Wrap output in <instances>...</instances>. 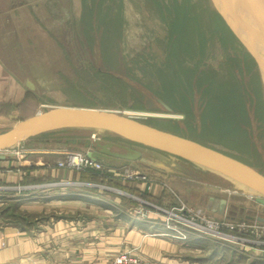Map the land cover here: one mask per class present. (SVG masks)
Returning a JSON list of instances; mask_svg holds the SVG:
<instances>
[{"label": "rangeland", "instance_id": "1", "mask_svg": "<svg viewBox=\"0 0 264 264\" xmlns=\"http://www.w3.org/2000/svg\"><path fill=\"white\" fill-rule=\"evenodd\" d=\"M48 1L42 0V4L34 10H30L33 5L20 6L22 9L12 13L10 35L5 41V54L9 52L10 64L14 65L17 73L26 74L24 81L27 77L34 83L35 90L30 93L34 92V96L28 98V109L32 108V113L58 105H74L127 112L143 110L166 115L170 112L165 109L163 101L173 108L171 113L179 114L180 118L142 116L141 120L213 146L264 174V87L261 77L257 67L248 71L244 49L239 43L227 41L221 29L217 28L211 0H188L189 16L192 17H186L182 12L181 4H185L186 0H122V15L118 13L119 1L116 0V11L113 6L106 14L92 15L90 22L83 21L92 34L90 52L86 51L89 49L86 46V52L78 50L81 43L75 35L81 32L73 27L74 16L66 7L63 9L62 5ZM176 2L180 3L179 8H176ZM77 19L81 24L79 16ZM182 23L185 27L187 25V30L177 34L176 30ZM14 60H19L25 71ZM236 88L244 94L248 122H242L234 131V124L228 128L215 127L209 115L208 98L215 102V97L221 98V95ZM12 125L10 123L8 127ZM7 128L0 127V131ZM94 133L102 141L126 143L141 149L144 159L133 161L131 169L118 170L123 179L106 176L102 181L93 172L72 170L80 177L27 189L19 184L15 187L0 184V191L4 192L0 196V209L11 207L4 213L2 221L18 223L24 229L33 231L60 217H72L82 224L83 218L86 221L89 216L83 212V201L100 202L113 209L131 207L129 212L133 215L139 214L141 209L156 211L150 204L172 207H165L152 196H143L141 189L128 185L129 181L137 182L134 183L137 185L142 180L148 181L149 190L156 182H167L176 193L174 200L181 199L188 207L202 210L218 221L247 219L244 217L246 210L264 213V206L253 200L251 189L232 181L235 187L230 190L226 188L228 181L223 175L205 174L194 169L184 171L181 169L184 161L175 160L164 152L134 145L106 130H50L19 142L5 152L16 156L14 161L18 167L43 155L44 151H54L48 156L50 161L64 162L69 151L86 153L84 146L67 142L68 138L87 137ZM32 183L33 180L28 181V184ZM220 189H227L230 193ZM199 191L204 194V199L211 194L227 196L231 204L238 205L236 213L239 212V216H211L209 208V212L205 209V200L201 201ZM121 194H126V197ZM13 205L17 206L14 212L21 218L11 215ZM241 207L243 209L239 210ZM225 231L230 232L229 229ZM125 251L131 250H121L116 254ZM241 264H247L246 259Z\"/></svg>", "mask_w": 264, "mask_h": 264}, {"label": "crops", "instance_id": "2", "mask_svg": "<svg viewBox=\"0 0 264 264\" xmlns=\"http://www.w3.org/2000/svg\"><path fill=\"white\" fill-rule=\"evenodd\" d=\"M118 1V13L122 15L123 3L122 0ZM47 3L62 5L63 9L66 7L69 13L74 16L73 27L81 32L75 35L79 38L78 42L81 43L78 48L80 52H90L91 47L90 37L92 34L90 28L85 26L83 21L90 22L92 15L95 17L103 12L106 14L109 9L112 10L113 6L116 11L117 4L116 0H114V5L113 0H109V2L106 0H49ZM41 4L42 0H0V127L7 128L10 123L15 125L20 120L36 114L32 113V108L28 109V98L30 99L34 92L30 94L32 91L26 88V81L23 79L26 74L17 73L14 65L10 64L11 58L7 55L9 52L7 51L5 54L7 50L5 41L7 42L11 31L12 13L28 5H33L30 10H34ZM20 6L22 8H19ZM78 16L81 24H78ZM84 46L89 49L84 51ZM14 62L22 68V71H25L19 60H14ZM7 129H2L0 133ZM50 153H54V151H44L43 155L28 160L27 163L19 164L21 167H18L14 161L16 159L14 154L7 153L5 150L0 151V156H4L0 157V184L8 187H15L19 184L27 189L45 186L57 180L69 181L80 177L79 173L57 166L56 160L50 161L48 158ZM56 153L60 154V151ZM174 159L184 161L182 162L183 168H181L184 171L194 169L201 173L222 176L183 159L177 157ZM131 167L132 162L124 165L119 164V166L111 168L115 170L114 174L107 176L118 179L121 177L118 170L125 171ZM82 175L87 176V174ZM125 177L127 179V176ZM123 178L122 176L121 179ZM29 180H33L34 183L28 184ZM175 181L177 182V180ZM226 181H228L226 188L235 187L232 180L227 178ZM134 183L129 181L128 185L141 189V193L159 200L165 207L177 203L173 197L176 196V193L167 182L168 185L164 181L156 182L150 190L147 188V180H142L137 185ZM220 190L228 191L227 189ZM132 191H134L133 188ZM1 192L3 191H0V196L4 194ZM29 192L31 193L32 189ZM228 192L230 193V191ZM199 193L201 201L205 200L206 210L209 208L211 198L224 197L227 199L225 213L221 215L215 211L207 210L211 216L216 218L229 216L228 214L239 216V212L236 213L238 205L231 204L232 202L227 196L211 194L204 199V194L201 191ZM123 194L121 195L126 197V194ZM66 197L71 198V196ZM119 201L122 202V200ZM83 205L85 207L83 212L88 213L89 216L86 217V221L83 218L84 223L82 224L78 221L75 222L72 217H60L48 222L44 228L33 231L8 225L0 220V264H105L109 257L121 250H131L135 255L150 260L153 264H234L243 259H246V263L252 260L264 261V247L220 241L197 232H191L185 241H181L164 234L166 228L161 219L154 216L133 215L129 212L131 207L113 209L100 202L89 201H83ZM215 205V202L212 203V206ZM91 209L95 210L91 211ZM241 209L243 207L239 210ZM257 216L264 217V213L246 210L244 214L246 218L256 219Z\"/></svg>", "mask_w": 264, "mask_h": 264}, {"label": "water", "instance_id": "3", "mask_svg": "<svg viewBox=\"0 0 264 264\" xmlns=\"http://www.w3.org/2000/svg\"><path fill=\"white\" fill-rule=\"evenodd\" d=\"M215 10L229 29L254 59L264 87V0H211ZM26 87L35 90L34 83L26 78ZM161 101V100H160ZM172 115L146 111L136 116L127 111L110 108L58 105L46 111L20 120L0 133V151L6 150L30 137L55 129L91 128L110 131L134 145L145 146L183 159L203 168L217 172L254 192L253 200L264 206V174L222 150L184 135L152 126L143 117L178 119L172 108L161 101ZM143 111V110H135ZM145 112V111H143ZM182 117L184 115L182 114ZM68 142L86 148L87 156L107 167L114 168L137 160H143V151L135 146L102 141L93 136L72 137ZM3 158L4 156H0ZM215 202V206L212 203ZM226 198H211L209 210L219 214L226 211ZM247 219H253L249 217ZM264 222V217L257 216Z\"/></svg>", "mask_w": 264, "mask_h": 264}, {"label": "built area", "instance_id": "4", "mask_svg": "<svg viewBox=\"0 0 264 264\" xmlns=\"http://www.w3.org/2000/svg\"><path fill=\"white\" fill-rule=\"evenodd\" d=\"M95 137V134L92 135ZM66 161H59L57 166L78 172H99L101 174H114L115 170L104 164L93 161L86 153L69 151L66 153ZM145 179V177L143 176ZM149 187V186H148ZM146 204L145 201L140 200ZM150 204V203H149ZM156 211L139 210L143 217L154 216L162 220L166 232L165 235L185 241L191 232L209 235L215 239L251 244L264 247V222L243 219L238 222H224L210 218L202 210H194L185 202L178 199L171 208L157 207L150 204ZM151 212V213H150ZM229 229L230 232L225 231ZM105 264H153L150 260L142 259L131 251L116 254Z\"/></svg>", "mask_w": 264, "mask_h": 264}, {"label": "trees", "instance_id": "5", "mask_svg": "<svg viewBox=\"0 0 264 264\" xmlns=\"http://www.w3.org/2000/svg\"><path fill=\"white\" fill-rule=\"evenodd\" d=\"M183 8H181L183 11V14H185L186 17H192L189 16V11H190V3L188 0H186L185 4H181ZM176 8L180 7V3H175ZM215 22L217 28L219 27L221 31L223 32V36L225 39L231 43L238 42L239 46H241L244 49V55L245 59L247 60V69L248 71L251 70V68L257 67L254 59L252 56L247 52V50L241 45V43L238 41V39L235 37V35L232 33V31L229 29L223 18L218 14V12L215 10ZM187 30V25L185 27V24H181L180 28H177L176 33L177 34H182ZM259 76V75H257ZM244 94H241L240 88H236L229 93H224L223 97L221 98H216L215 97V102L211 101L212 99L209 97L207 100V104L210 105L211 111H210V118L212 119V124L215 127H224L228 128L229 126H232L234 124L235 127H233V131L238 129L241 125L242 122H248L247 120L248 115L246 112V107H245V100H244ZM214 99V98H213ZM171 107V106H170ZM172 108V107H171ZM173 109V108H172ZM145 122V121H144ZM68 142V141H67ZM92 172V171H91ZM95 173L94 176L98 177L100 180L104 181L107 175L101 174L99 172H93ZM98 174V175H97ZM143 196L148 197L149 196L145 193H143ZM17 206L13 205V214H11L13 217H16V219L21 218L19 214H16L14 211H16ZM11 207L7 206L2 209H0V220L3 217L4 213L8 210H10ZM23 217V216H22ZM9 218V217H8ZM4 219H7L4 218ZM7 221V220H6ZM2 221L5 224H10L13 226H18L20 228H23L22 225H19L18 223H11ZM24 229V228H23ZM264 264V262H259L257 260H252L248 262L247 264ZM234 264H241V262H237Z\"/></svg>", "mask_w": 264, "mask_h": 264}, {"label": "bare ground", "instance_id": "6", "mask_svg": "<svg viewBox=\"0 0 264 264\" xmlns=\"http://www.w3.org/2000/svg\"><path fill=\"white\" fill-rule=\"evenodd\" d=\"M128 111H129V110H128ZM129 112H130V113H134V114H136V115H138V116H141V115L144 116L146 113H148V112H146V111H145V112H143V111H142V112H141V111H138V112H137V111H135V110H134V111L131 110V111H129ZM166 115H172V114L168 113V114H166Z\"/></svg>", "mask_w": 264, "mask_h": 264}]
</instances>
